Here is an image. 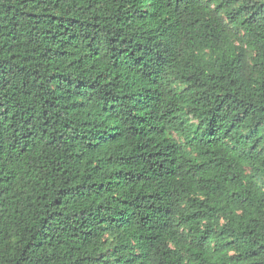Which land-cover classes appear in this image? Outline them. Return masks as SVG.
Segmentation results:
<instances>
[{
    "label": "trees",
    "instance_id": "16d2710c",
    "mask_svg": "<svg viewBox=\"0 0 264 264\" xmlns=\"http://www.w3.org/2000/svg\"><path fill=\"white\" fill-rule=\"evenodd\" d=\"M0 264H264V0H0Z\"/></svg>",
    "mask_w": 264,
    "mask_h": 264
}]
</instances>
